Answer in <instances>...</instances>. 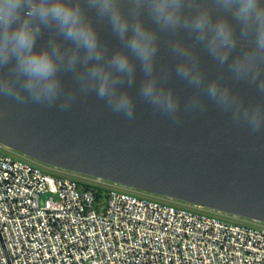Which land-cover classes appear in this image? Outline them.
<instances>
[{
  "label": "water",
  "instance_id": "95a60500",
  "mask_svg": "<svg viewBox=\"0 0 264 264\" xmlns=\"http://www.w3.org/2000/svg\"><path fill=\"white\" fill-rule=\"evenodd\" d=\"M200 3L214 8L212 0ZM121 8L128 13L129 0H122ZM212 15L215 19L223 13ZM89 18L106 63L113 53L124 51L122 43L107 18L94 12ZM142 19L156 33L153 76L178 102L174 115L141 97L146 78L131 57L134 79L119 85L133 101L131 119L113 111L95 91L84 90L73 72H62V90L54 103L34 101L18 83V98L0 95V144L50 166L264 223V127L253 132L213 102L204 88L179 77L176 67L182 59L173 54V44L189 51L205 84L228 87L246 105L264 102V97L235 81L228 65L209 55L191 33L161 31L146 14ZM234 27L238 47L233 56L247 43ZM50 38L54 34L45 30L37 48ZM59 42L70 55L83 56L70 42ZM0 79H10L7 70Z\"/></svg>",
  "mask_w": 264,
  "mask_h": 264
},
{
  "label": "clouds",
  "instance_id": "9594fccd",
  "mask_svg": "<svg viewBox=\"0 0 264 264\" xmlns=\"http://www.w3.org/2000/svg\"><path fill=\"white\" fill-rule=\"evenodd\" d=\"M125 13L122 0H0V95L18 98V83L34 101L54 103L62 90L59 74L71 71L84 90L96 95L117 113L133 116V101L119 89L124 80L132 83L139 61L145 81L141 97L161 111L174 115L178 102L171 91L158 87L153 76L157 36L145 26L146 14L161 31L191 33L214 59L228 65L235 81L252 86L264 97V0H212L213 9L200 0H129ZM223 13L213 18L212 12ZM89 12L107 18L124 51L113 53L105 63ZM246 39L238 47L236 27ZM48 30L55 38L37 48V40ZM60 40L70 42L83 56L69 54ZM182 62L176 67L179 77L206 95L237 122L253 132L264 127V102L246 105L231 89L213 81L205 84L197 62L179 42L172 46ZM231 58V59H230ZM230 61V62H229ZM78 66L83 71H77Z\"/></svg>",
  "mask_w": 264,
  "mask_h": 264
},
{
  "label": "built area",
  "instance_id": "2783aa9c",
  "mask_svg": "<svg viewBox=\"0 0 264 264\" xmlns=\"http://www.w3.org/2000/svg\"><path fill=\"white\" fill-rule=\"evenodd\" d=\"M0 264H264V230L91 189L1 151Z\"/></svg>",
  "mask_w": 264,
  "mask_h": 264
},
{
  "label": "rangeland",
  "instance_id": "374dc122",
  "mask_svg": "<svg viewBox=\"0 0 264 264\" xmlns=\"http://www.w3.org/2000/svg\"><path fill=\"white\" fill-rule=\"evenodd\" d=\"M1 151L3 153L8 154L9 156H11L15 159H19V160L28 162V163L40 168L43 172H45L47 174H50L53 176H61V177L71 178L77 182L79 190H83L86 188L98 189L100 191L101 197L96 201L95 207H94L98 212H101L104 209L105 203L107 200L108 192L110 190H118L121 192L134 194V195L144 197L147 199H153V200H156V201H159L162 203H167V204L173 205L175 207H181V208L187 209V210L194 212V213H198V214H202V215H209V216L215 217L217 219L223 220L227 223H236L239 225L252 227L255 229H259V230H264V223L257 222V221H254V220H251L248 218H243V217L235 216L232 214H227L224 212H220V211H216V210H212V209H208V208H204V207H198V206H195L193 204H189V203L182 202L179 200L166 198L164 196L151 194L148 192H143V191H140V190H137L134 188H130V187H126V186H123L120 184H115V183L104 181V180H98V179L90 177V176H86V175L74 173L71 171H67V170H64L61 168H57L54 166H50V165L38 162V161H36V160L26 156V155H23L20 152H17L11 148H8L6 146H2Z\"/></svg>",
  "mask_w": 264,
  "mask_h": 264
},
{
  "label": "trees",
  "instance_id": "16d2710c",
  "mask_svg": "<svg viewBox=\"0 0 264 264\" xmlns=\"http://www.w3.org/2000/svg\"><path fill=\"white\" fill-rule=\"evenodd\" d=\"M87 189H91V188H87ZM91 190L95 192L96 199L98 200L101 197L100 191L98 189H93V188Z\"/></svg>",
  "mask_w": 264,
  "mask_h": 264
}]
</instances>
